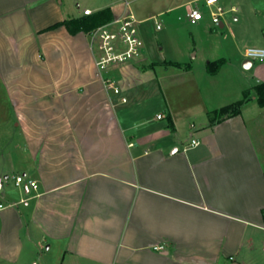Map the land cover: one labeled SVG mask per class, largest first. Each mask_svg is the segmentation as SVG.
Listing matches in <instances>:
<instances>
[{"label": "crops", "instance_id": "0c3cea01", "mask_svg": "<svg viewBox=\"0 0 264 264\" xmlns=\"http://www.w3.org/2000/svg\"><path fill=\"white\" fill-rule=\"evenodd\" d=\"M73 3L0 0V81L26 156L10 166L37 182L0 201V264H264V107L206 115L264 81V59L251 69L239 49L230 63L220 55L202 0ZM190 5L202 18L179 21ZM103 8L136 25L161 17L168 58L141 50L102 72L87 33L45 29ZM154 99L161 111L143 117Z\"/></svg>", "mask_w": 264, "mask_h": 264}, {"label": "rangeland", "instance_id": "374dc122", "mask_svg": "<svg viewBox=\"0 0 264 264\" xmlns=\"http://www.w3.org/2000/svg\"><path fill=\"white\" fill-rule=\"evenodd\" d=\"M73 2L74 0H69L72 9H75ZM63 4L62 6H64ZM218 4L226 10L222 16L223 26L212 24L206 12L205 21L213 26L211 39L213 43L216 42L220 55L226 57L230 63L233 57L231 54L236 53L235 50L239 49L241 55L248 47L264 48V0H218ZM231 7L233 10H230ZM155 20L163 23L161 17H155V19L147 20L136 26L142 40V57L158 61L165 57L168 58L169 55H167V48L164 45L162 49L160 48L159 40L163 30L155 29ZM126 62L110 67L116 70ZM192 62L195 64L196 59H192ZM259 63V60H253L251 69H254ZM231 66L234 64L231 63ZM105 71L106 69L102 72ZM237 73L242 78L245 77L246 80H252L251 76H247L240 69L237 70ZM161 108V103L154 99L147 105V110L142 111L141 115L153 117L155 112L161 111ZM15 121L17 118L11 100L0 81V201L6 197H14L23 186L22 184L17 186L14 183L15 174H21V170L10 166L15 164L14 161H19L20 157L24 159L26 157L20 129ZM5 174L7 177H4Z\"/></svg>", "mask_w": 264, "mask_h": 264}, {"label": "built area", "instance_id": "2783aa9c", "mask_svg": "<svg viewBox=\"0 0 264 264\" xmlns=\"http://www.w3.org/2000/svg\"><path fill=\"white\" fill-rule=\"evenodd\" d=\"M203 5L207 8L208 15L212 24L222 23V16L226 12L219 4L218 0H202ZM127 5V1H124ZM233 10V7L230 8ZM90 9H83V15L90 14ZM202 18V11L198 6H189L184 12H181L177 19L179 21L187 20L189 22H196ZM159 23L156 28H159ZM88 34L89 47L92 53V58L96 68L103 71L110 66L120 64L126 61L137 59L142 50V40L139 36L138 28L136 26V19L129 11H124L121 15L112 18L110 21L96 26ZM243 56L253 60L264 59V49L257 47H248L243 51ZM104 84L108 86L115 94H120V88L113 83L112 79L104 78ZM125 101V97H121ZM160 117V114H157ZM196 139L190 140V145L197 144ZM132 145V143H128ZM15 185H25L33 189L37 188L36 180L26 177L25 174L17 173L14 176ZM2 204H0V208ZM156 249H161L156 246Z\"/></svg>", "mask_w": 264, "mask_h": 264}, {"label": "trees", "instance_id": "16d2710c", "mask_svg": "<svg viewBox=\"0 0 264 264\" xmlns=\"http://www.w3.org/2000/svg\"><path fill=\"white\" fill-rule=\"evenodd\" d=\"M111 19L112 14L110 9L103 8L87 15L65 18L63 20L54 22L53 24L47 26L45 29H51L62 25L70 34H75L80 31L84 33H89L96 26L106 23ZM223 62V58L207 61L205 63L206 71L210 74L215 73ZM171 64L183 69H189L190 67V65L187 63L181 64L177 62H172ZM251 99H254L259 106L264 107V81L257 82L250 88L244 89L242 91L241 98L231 103L220 106L218 108H214L207 111L206 115L208 119V124H215L229 117L239 114L242 105ZM261 213L262 218L264 220V208H262Z\"/></svg>", "mask_w": 264, "mask_h": 264}, {"label": "water", "instance_id": "95a60500", "mask_svg": "<svg viewBox=\"0 0 264 264\" xmlns=\"http://www.w3.org/2000/svg\"><path fill=\"white\" fill-rule=\"evenodd\" d=\"M219 25L221 26L222 23H220ZM251 63L252 61L249 58H244L241 64L244 68H247L251 65Z\"/></svg>", "mask_w": 264, "mask_h": 264}]
</instances>
